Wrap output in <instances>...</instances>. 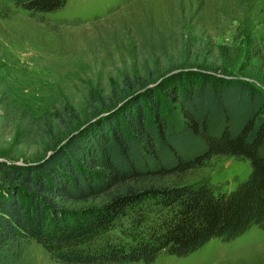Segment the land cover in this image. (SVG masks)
Listing matches in <instances>:
<instances>
[{
    "label": "trees",
    "instance_id": "16d2710c",
    "mask_svg": "<svg viewBox=\"0 0 264 264\" xmlns=\"http://www.w3.org/2000/svg\"><path fill=\"white\" fill-rule=\"evenodd\" d=\"M9 1L43 17L69 0ZM170 1L178 11L169 20L182 34L175 24L168 31L160 15L138 12L140 21L116 30L145 51L155 46L147 53L152 66L93 97L83 117L63 106L47 129L50 154L0 161V264H30L33 241L67 264H151L163 252L188 256L212 239L264 230V83L206 61L186 69L202 54L188 22L201 16L203 24L210 12L243 17L263 28L264 42V0ZM253 56L264 58L263 50ZM157 58L183 70L157 78ZM217 155L248 159L249 176L229 190L188 180ZM98 197L97 205H68Z\"/></svg>",
    "mask_w": 264,
    "mask_h": 264
},
{
    "label": "rangeland",
    "instance_id": "374dc122",
    "mask_svg": "<svg viewBox=\"0 0 264 264\" xmlns=\"http://www.w3.org/2000/svg\"><path fill=\"white\" fill-rule=\"evenodd\" d=\"M172 7L170 0H69L62 10L42 17L0 0V158L22 162L46 156L50 153L47 129L58 125L55 116L63 106H72L83 117L93 97L107 94L125 74L142 72L145 64L152 66L146 63L147 53L155 46L145 51L138 41L134 43L132 32L130 42L119 33L120 43L116 30L140 21L138 12L147 17L158 14L167 21L168 31L175 24L176 33L182 34L179 22L169 20L178 11L176 3ZM191 21V34L202 54L186 69L214 66L264 83V58L253 56L257 47L264 55V42L259 38L263 28L257 22L220 12L207 13L203 24L201 16ZM153 61L159 63L151 68L157 67V78L183 70L178 69L180 63L163 58ZM205 61L215 65H205ZM62 132L58 127L56 133ZM250 172L248 159L217 155L190 171L187 178L193 183L207 182L215 190H229ZM103 198L68 205H97ZM29 260L30 264H67L54 259L37 241L30 246ZM151 264H264V230L255 226L230 242L212 239L188 256L163 252Z\"/></svg>",
    "mask_w": 264,
    "mask_h": 264
},
{
    "label": "water",
    "instance_id": "95a60500",
    "mask_svg": "<svg viewBox=\"0 0 264 264\" xmlns=\"http://www.w3.org/2000/svg\"><path fill=\"white\" fill-rule=\"evenodd\" d=\"M49 154H50V153H49ZM1 160H6V159H2V158H0V161H1Z\"/></svg>",
    "mask_w": 264,
    "mask_h": 264
}]
</instances>
